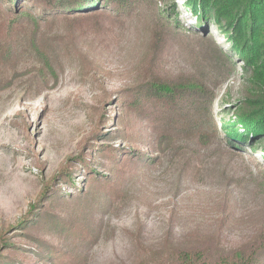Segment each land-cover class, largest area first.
Returning a JSON list of instances; mask_svg holds the SVG:
<instances>
[{
  "label": "rangeland",
  "instance_id": "obj_1",
  "mask_svg": "<svg viewBox=\"0 0 264 264\" xmlns=\"http://www.w3.org/2000/svg\"><path fill=\"white\" fill-rule=\"evenodd\" d=\"M189 1L122 15L104 0H0V264H175L264 244V135L242 124L264 77L228 20ZM213 44L233 69L208 83L201 139L144 86L198 77Z\"/></svg>",
  "mask_w": 264,
  "mask_h": 264
},
{
  "label": "trees",
  "instance_id": "obj_2",
  "mask_svg": "<svg viewBox=\"0 0 264 264\" xmlns=\"http://www.w3.org/2000/svg\"><path fill=\"white\" fill-rule=\"evenodd\" d=\"M104 1L110 3L112 7H118L122 15L131 7L144 3V0ZM188 3L192 6L191 10L195 15L210 19L213 13L219 18H226L228 20L226 32L230 33L234 44L237 43L234 49L241 51L239 53L237 50L239 58L244 59L249 67H255L257 75L264 77V0H190ZM213 45L215 47L214 55H211V65L207 66L198 77L182 82L153 79L144 86V92L147 93L145 97H148L151 104L156 105L153 108L158 105L164 107L170 111L166 118L201 139L206 136L207 130L213 129L210 111L215 95L208 83L219 81L221 75L218 73L219 68H223L226 73L233 69L228 57L222 54L215 44ZM251 102L254 103V107L250 110L251 116L248 117L249 112L247 121L242 122L244 132H247L243 134L246 138H250L254 132H256L255 137L264 135L263 93L260 92ZM139 105L140 101H137L132 108ZM217 130L216 128L215 131ZM68 175V180L71 182L73 174L68 173ZM175 264H264V244L247 245L244 249L233 252L230 256L220 257L218 260L209 258L201 250H185L179 254Z\"/></svg>",
  "mask_w": 264,
  "mask_h": 264
}]
</instances>
